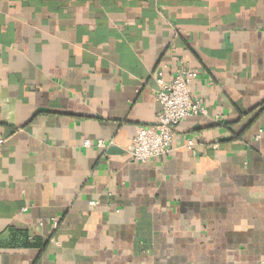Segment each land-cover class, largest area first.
Wrapping results in <instances>:
<instances>
[{
	"label": "crops",
	"instance_id": "1",
	"mask_svg": "<svg viewBox=\"0 0 264 264\" xmlns=\"http://www.w3.org/2000/svg\"><path fill=\"white\" fill-rule=\"evenodd\" d=\"M180 65L207 114L135 161ZM0 264H264V0H0Z\"/></svg>",
	"mask_w": 264,
	"mask_h": 264
},
{
	"label": "built area",
	"instance_id": "2",
	"mask_svg": "<svg viewBox=\"0 0 264 264\" xmlns=\"http://www.w3.org/2000/svg\"><path fill=\"white\" fill-rule=\"evenodd\" d=\"M194 77L195 73L185 65H180L167 80L164 79L162 70L156 72L157 89L155 95L160 104V111L154 124L139 126L136 129L126 147V152L133 160L145 162L152 158L164 156L171 149L176 126L185 117L207 114L205 106L191 95L190 83ZM95 143L99 148H106L111 141L106 143L97 140ZM83 144L89 147L92 142L85 140ZM192 145V139H188L186 146ZM90 204L95 205L96 201H91Z\"/></svg>",
	"mask_w": 264,
	"mask_h": 264
},
{
	"label": "trees",
	"instance_id": "3",
	"mask_svg": "<svg viewBox=\"0 0 264 264\" xmlns=\"http://www.w3.org/2000/svg\"><path fill=\"white\" fill-rule=\"evenodd\" d=\"M15 235H20L22 236L23 238H26L27 239V234L25 231H20V232H14Z\"/></svg>",
	"mask_w": 264,
	"mask_h": 264
}]
</instances>
